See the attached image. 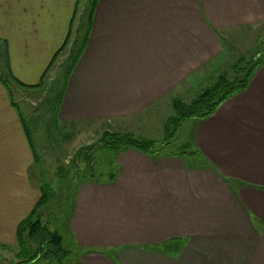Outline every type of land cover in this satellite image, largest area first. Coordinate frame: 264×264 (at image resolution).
I'll return each instance as SVG.
<instances>
[{"label":"crops","instance_id":"crops-1","mask_svg":"<svg viewBox=\"0 0 264 264\" xmlns=\"http://www.w3.org/2000/svg\"><path fill=\"white\" fill-rule=\"evenodd\" d=\"M77 1L0 0L6 248L16 244L18 224L41 196V158L33 125L27 132L3 78L15 92L49 86L48 79L37 85L69 33L74 38L85 6L81 0L76 13ZM259 23L264 32V0H98L85 48L46 104L49 125L61 138L88 123L152 139L175 100L189 101L194 88L229 70L236 59L227 39ZM189 121L190 154L126 149L110 162L111 178L76 184L62 233L51 229L78 249L68 264H264V62L245 89Z\"/></svg>","mask_w":264,"mask_h":264},{"label":"trees","instance_id":"trees-1","mask_svg":"<svg viewBox=\"0 0 264 264\" xmlns=\"http://www.w3.org/2000/svg\"><path fill=\"white\" fill-rule=\"evenodd\" d=\"M80 1L81 0L77 1L75 10L76 13L78 11ZM96 1L98 0H87V3L83 7L77 20L74 38L70 41L71 33H69L61 48H59V50H57L54 54L51 64H49L46 68L41 81L37 86H41L45 83L50 67L70 43V49L67 58L64 61L65 64L62 63L64 71L61 77L55 80L62 86L65 84L69 73L76 64L87 43L88 32L92 19V10ZM74 21L75 18L72 23H74ZM263 62L264 53L261 54L258 52V55H252L248 58L239 56L229 66V71H223L218 74L212 84L202 88L189 101L181 102L180 100H175L172 104L173 115L170 116L164 123L166 135L162 141L159 142L151 138H144L128 132L104 131L101 133L99 140H97L98 143H93L82 148L83 154L90 153L95 146H99V148H102L103 154H107L108 151H114L116 153L126 149H137L149 155H159L160 148H165L166 145L171 144L173 137L177 132V128L182 122L194 118H204L210 115L229 97L245 89L254 71ZM3 82L6 85L12 100L15 93L14 82L5 77L3 78ZM57 97L59 98V96ZM23 124L28 132V122L24 118ZM185 147L186 145H181L177 147V149L181 150L174 151L172 153L190 154V151L185 149ZM92 160V155H85L86 167L89 168L88 171L93 169L94 165ZM90 161L91 164H89ZM105 161V163L108 164V155H105ZM77 167L78 166L74 163V168L76 169ZM58 169V172L60 173V169L62 168L59 167ZM91 173L92 175H96L94 169L93 172L90 173L87 171L82 172L80 176L81 180L88 178ZM101 174L105 175L104 172ZM102 175L96 177H102ZM57 176L59 178H73V176L68 177L67 171L65 174H57ZM106 176L111 178L113 174L108 172ZM39 189L41 190V196L37 201V204L30 214L17 226L16 245L18 246V251L16 252V256L18 258V262H12V264H63L64 260L68 256V250L63 246L61 234L56 230H50L48 228V221L42 220L41 217L42 207L48 205L51 199L50 184L42 180L40 181ZM0 247L6 248L4 246ZM2 260L3 258L0 255V264H3Z\"/></svg>","mask_w":264,"mask_h":264},{"label":"rangeland","instance_id":"rangeland-1","mask_svg":"<svg viewBox=\"0 0 264 264\" xmlns=\"http://www.w3.org/2000/svg\"><path fill=\"white\" fill-rule=\"evenodd\" d=\"M84 2L86 4L87 0ZM262 26L263 24L259 23L255 26L247 27L245 30L246 32H244L245 34L241 38L233 41L227 39V48L233 53L231 58L235 60L239 56L248 58L252 55H258V52L261 54L264 53V32H260L261 30L259 29ZM69 49L70 45L68 44L65 50L57 57L54 66L51 68V72L47 75V79L50 83L49 86L39 89L36 94H27L25 91L19 90L15 92L13 96L14 101L23 111L26 118L25 120L28 122V127L33 125L31 128V136L34 140L35 148L39 152L41 158L37 180L39 183L44 180L49 183L51 187L52 200L49 201L48 205L42 207V220L48 221V228L50 230L57 225L60 233H62L61 224L66 218L67 209L69 208L68 198L70 192H72V189H74L76 184L81 180V173L84 171L90 173L93 172L94 169L97 176L102 175V172L106 175L111 171L110 162L114 160L115 156L114 151H108L107 154H103L102 148L95 146L90 153H86L93 156L92 161L94 166L91 171H88L89 168L86 167L85 161L86 154H83L82 148L93 143H98L97 140H99L101 133L104 132L103 130L105 128L91 126L86 123L79 125L78 130L76 131H73L74 128L71 127V129H69L70 135L66 138H61L59 132L49 125V120L46 117L48 114H46L45 107L49 100L53 99L55 95V86L58 83L55 80L59 79L64 71L62 63L66 60ZM60 61L61 63L58 64ZM0 64L2 65L1 59ZM226 69L228 70V68ZM216 73L218 74V72ZM216 73L214 74L215 79L217 76ZM208 81L209 80L203 82L200 87L198 86L197 88H194L190 95L197 94L202 88H204L205 84H210ZM188 98L185 97L183 99ZM180 101L182 102L183 100ZM190 128L191 123L189 120L182 122L177 128V132L173 137L171 144L166 145L165 148H160V153H172L181 150L177 149V147L181 145H186L185 149L190 150L191 145L188 143V131ZM126 129L128 130V128H123V131ZM155 134L152 139L159 142L162 141L166 135L165 128H163V131H161L160 134ZM144 138L146 137L144 136ZM105 155H108V164L105 163ZM74 163L78 166L76 169L74 168ZM89 164H91V161ZM59 167L62 168L60 169V173L58 172ZM66 171L68 172V177L73 176L72 179L59 178L57 176V174H65ZM96 175H92L91 173L88 178L91 179L92 176L95 177ZM105 175L102 176L104 177ZM63 246L68 250V256L63 264H68L75 259L78 254L76 250L78 249H75L71 244L67 243H63ZM17 251L18 246L16 244L10 245L8 248L0 247V255L3 258L2 263L12 264V262H18L16 256Z\"/></svg>","mask_w":264,"mask_h":264}]
</instances>
